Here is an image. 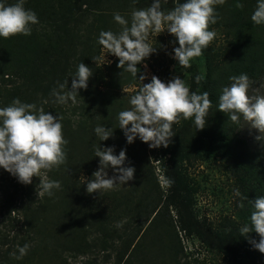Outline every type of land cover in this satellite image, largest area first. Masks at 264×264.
<instances>
[{"label": "trees", "instance_id": "obj_1", "mask_svg": "<svg viewBox=\"0 0 264 264\" xmlns=\"http://www.w3.org/2000/svg\"><path fill=\"white\" fill-rule=\"evenodd\" d=\"M5 2L11 4L15 0ZM178 2L183 0H167V3L162 0L161 8L171 10ZM150 4L151 0H136V3L133 0H26L25 8L35 11L39 19L32 26L31 35L0 37V107L8 106L18 97L54 116L60 115L63 136L68 141L66 162L47 171L48 179L61 183L53 197H37L39 177L33 176L31 184H23L0 168V216L4 218L0 224V264L18 263L20 259L10 253L25 243L30 248L23 259L30 260L42 250L47 251L48 239L56 240L61 233L63 251H86L101 243L104 249L108 244L117 253L116 264H144L148 262L149 243L172 238L178 246L167 240L166 252L161 257L173 253L165 264H203L196 259L192 263L180 262L183 248L178 232L194 234L201 244L215 247L216 252L229 260L226 264H264V253L250 243L259 242V234L239 232L245 224L250 225L252 207L248 200L264 195V143L251 145L240 138V122L231 121L227 113L218 110L222 87L231 83L229 77L246 73L250 80L264 78V25L251 20L256 0H225L222 5H215L217 21L209 24V30H217L226 46L219 50L204 49L191 80V92H208L211 107L203 129L196 130L192 119H180L173 124L176 134L169 145L159 149L163 156L169 155L168 164H171L165 167L171 181L167 195L155 177L146 143L137 137L129 144L118 123V113L131 107L129 98L139 91L142 83L151 81L139 78L146 73L143 64L154 71L159 50L156 48L150 58L137 65V78L123 72L115 56L110 63L97 64L103 48L97 42L98 36L102 30H113L110 25L114 13L123 16L140 5ZM81 62L92 71L88 87L78 91L75 104L54 103L52 89L66 79L71 88L70 76ZM200 67H204L202 74ZM129 87L135 90L124 96L122 91ZM98 124L112 128L113 135L99 141L94 133ZM202 144L224 163L236 189L248 198L241 208L237 197V221H226L216 231L199 222L192 213V193L183 176V168L199 155ZM98 145L114 146L116 154L126 150L125 163L134 166L135 173L125 190L104 194L86 191L87 180L99 167V157H95ZM170 208L177 211L179 226L173 221ZM113 217L126 222L115 227ZM92 229H97L100 235L94 239L97 243L87 241L88 231Z\"/></svg>", "mask_w": 264, "mask_h": 264}, {"label": "clouds", "instance_id": "obj_2", "mask_svg": "<svg viewBox=\"0 0 264 264\" xmlns=\"http://www.w3.org/2000/svg\"><path fill=\"white\" fill-rule=\"evenodd\" d=\"M26 0H15L8 4L0 0V37L9 38L17 34L30 36L32 26L39 23L38 16L32 9L25 8ZM167 3V0H163ZM225 0H183L171 10L161 8L162 0H151L146 8L133 9L131 22L118 12L113 19L121 26L117 34L111 30H102L98 43L118 58L117 66L123 72H129L137 78V65L156 51L149 40L150 34H160L164 30L172 34L174 43L173 59L180 67H191V61L203 54L215 38V30H209V24H215L217 16L215 5ZM136 3V0H133ZM239 6V5H238ZM256 25H264V0H256V7L251 15ZM92 75L91 69L84 63L77 66L72 74L71 88L68 79L57 82L51 91L54 103L68 105L76 103L78 91L88 87ZM144 75L139 80L143 81ZM199 81L200 77H196ZM231 83L222 87L219 96L218 110L227 113L231 121L239 123L241 117L251 128L259 131L257 140H264V95L250 96L251 85L246 73L229 77ZM131 107L118 113L119 128L123 131L129 144L138 137L148 144L149 148L167 147L176 134L173 124L180 119H192L196 130L203 129L211 107L208 92H190L184 79L174 77L167 83L153 75L149 83H142L134 95L129 98ZM62 117L37 108L34 103L22 102L14 98L8 106L0 107V168L8 171L23 184H31L33 176L39 177L38 196L53 197L55 190L61 188L58 180L47 178V171L59 168L67 159L65 146L68 141L62 132ZM94 133L99 141H105L113 135V129L97 125ZM95 157H99V167L93 172L92 178L86 182V191L107 192L125 185L134 179L135 168L126 165V150L115 153L114 146L95 147ZM111 168L113 175L109 176ZM165 184L171 181L165 179ZM234 195L240 197L239 207H244L248 198L240 190L234 189ZM252 211L250 225L245 224L239 229L246 235L252 231L259 234V242L250 243L264 253V195L255 200H248ZM117 227L122 224L117 223ZM30 245L25 243L17 246V251L10 256L19 260L27 255Z\"/></svg>", "mask_w": 264, "mask_h": 264}, {"label": "rangeland", "instance_id": "obj_3", "mask_svg": "<svg viewBox=\"0 0 264 264\" xmlns=\"http://www.w3.org/2000/svg\"><path fill=\"white\" fill-rule=\"evenodd\" d=\"M144 5H140L137 8H146ZM129 11V10H128ZM123 16L131 22V13L126 15V12L123 13ZM110 28L112 31L119 32L121 31V26L115 21L112 20ZM102 30V29H101ZM216 32L215 38L211 41L208 47L219 50V48H225L226 41L219 32ZM149 40L152 43L153 47H156L159 50L158 60L154 64V71L149 70L146 64H143V69L145 70V80H151L153 75L157 76L163 82L167 83L169 80L173 79L176 76H179L181 79H184L186 85L189 87L191 92V80L192 76L195 75L196 67L199 57H195L191 61V67L184 68L178 65V62L173 59V48L178 46V43H174V36L164 30L160 34H150ZM114 55L106 53L105 49H101L100 59L98 65L110 63ZM151 55L148 57L150 58ZM204 67L199 68V72L202 74ZM251 85L249 88L248 94L250 96L255 95H264V78L258 80H250ZM135 90V87H129L124 89L122 94L124 96L130 94ZM76 120L75 117L72 118ZM78 121V120H77ZM105 122V121H104ZM239 137L247 141V143L254 145V143L259 142V144L264 143V140H257L256 137L260 135L259 131L251 128L247 125V122L244 121L243 117L240 119L239 127ZM141 141V140H140ZM162 147V146H161ZM159 148H149L146 143V151L151 161H153V166L155 169V177L159 183L160 189L164 195L169 193L170 184H165L164 180H170L165 172V167H169L168 164V154L163 156ZM199 155L191 160L190 163L185 165L183 168V176H185V181L187 184V189L192 193V213L196 216L197 220L201 223L207 224L211 227L212 230H219L226 221L235 220L237 221V197L234 195L233 190L235 187V180L232 177L230 171L225 167L224 163L217 157H215L208 146L202 144L200 147ZM158 152L157 154H154ZM161 160L165 162V165H162ZM170 169V168H169ZM109 176L113 175L112 169L108 170ZM174 177V174H173ZM130 181H128L124 186H118L113 190L107 192H120L125 190L124 188L129 186ZM101 192V194L107 193ZM96 193H99L98 191ZM38 194V193H37ZM1 197V191H0ZM39 198V196L37 195ZM63 206V205H62ZM170 213L173 218V221L177 226H179L178 213L174 208H170ZM117 216V215H116ZM3 217L0 216V224ZM114 221V226L117 227V223L125 224L126 220H118L116 217L111 219ZM62 232V230L60 229ZM97 229L88 231L87 241L91 242L100 235L96 232ZM100 233V232H99ZM63 234V233H61ZM59 235L56 240L48 239L49 248L47 251L42 250L36 256H33L30 260L20 259L18 263L15 264H61V261H65L66 264H116L117 263V253L110 250L107 244V247L104 249L101 248V244L98 247H92L85 250H79L78 252H69L68 250L63 251V236ZM180 244L183 248L182 253L179 254L180 262L183 263L185 260L191 263L192 260H198L203 264H226L229 262L224 255L219 254L215 247H209L200 243L199 238L196 235L187 236L184 232H178ZM45 238V236H44ZM153 239V236H151ZM173 240L176 245V241L172 238H164L162 241L149 243V257L147 258L148 262L144 264H165L167 259L172 255V251L169 254H166V257L163 258L161 255H164L166 252L167 240ZM46 246V239H44ZM97 243V240H94ZM117 243L115 242V246ZM213 244H211L212 246ZM52 248H58V251L52 250ZM5 250V248H3ZM61 250V251H60ZM195 264V262H193ZM242 264V263H239Z\"/></svg>", "mask_w": 264, "mask_h": 264}]
</instances>
